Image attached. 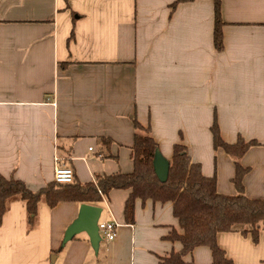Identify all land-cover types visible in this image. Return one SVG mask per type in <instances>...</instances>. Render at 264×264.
<instances>
[{
	"label": "crops",
	"instance_id": "1",
	"mask_svg": "<svg viewBox=\"0 0 264 264\" xmlns=\"http://www.w3.org/2000/svg\"><path fill=\"white\" fill-rule=\"evenodd\" d=\"M222 49L214 38V0H0V173L32 190L54 180L56 165L80 182L130 173L135 122L160 154L187 145L218 191L236 194L234 159L215 148L223 139L256 140L240 159L248 197L264 199V0H221ZM128 189L95 205L98 224L116 221L117 235L87 231L64 243L81 205L40 204L34 229L26 202H10L0 222V264H162L181 249L167 238L181 231L172 202L138 198L128 222ZM232 264H264L258 242L240 228L220 232ZM186 264H215L198 246Z\"/></svg>",
	"mask_w": 264,
	"mask_h": 264
},
{
	"label": "trees",
	"instance_id": "2",
	"mask_svg": "<svg viewBox=\"0 0 264 264\" xmlns=\"http://www.w3.org/2000/svg\"><path fill=\"white\" fill-rule=\"evenodd\" d=\"M214 3L215 44L217 49H222L221 0H214ZM212 133L215 148H223L234 159L236 172L232 181L237 189L236 194L220 193L217 177L203 174L201 164L192 160L184 143L174 145L173 155L168 160V179L162 182L154 168L156 156L160 152L159 145L149 130L136 121L132 146L134 169L130 173L98 174L94 181L87 182L77 181L75 177L71 183L54 179L37 190H32L21 179L0 173V222L10 202L15 199L26 202L27 225L31 230L36 226L42 202L52 208L61 201L96 204L113 189H128L130 194L125 203L128 222L134 221L138 198L173 203V213L182 230H172L167 238L180 242L182 247L164 257L162 264H186L184 256L198 246L210 247L215 264H232L218 244V233L240 228L243 234H250L254 242H258L264 230V199L247 196L244 177L250 168L240 162L247 150L258 142L246 140L242 136L235 143L225 141L216 120L212 125Z\"/></svg>",
	"mask_w": 264,
	"mask_h": 264
},
{
	"label": "water",
	"instance_id": "3",
	"mask_svg": "<svg viewBox=\"0 0 264 264\" xmlns=\"http://www.w3.org/2000/svg\"><path fill=\"white\" fill-rule=\"evenodd\" d=\"M154 168L158 178L162 182H165L169 175V163L168 160L162 157L160 152L156 156ZM101 212V206L83 203L81 205L80 218L67 231L64 243L70 240L76 233L85 230L90 235L92 242L97 245L100 240L98 220Z\"/></svg>",
	"mask_w": 264,
	"mask_h": 264
},
{
	"label": "built area",
	"instance_id": "4",
	"mask_svg": "<svg viewBox=\"0 0 264 264\" xmlns=\"http://www.w3.org/2000/svg\"><path fill=\"white\" fill-rule=\"evenodd\" d=\"M74 171L72 168L62 165H56L54 171V179L58 182L62 183H71L74 181ZM119 223L116 221L111 222H102L98 224L99 231L102 232L104 237L107 240L115 239L117 235V229L119 227Z\"/></svg>",
	"mask_w": 264,
	"mask_h": 264
},
{
	"label": "rangeland",
	"instance_id": "5",
	"mask_svg": "<svg viewBox=\"0 0 264 264\" xmlns=\"http://www.w3.org/2000/svg\"><path fill=\"white\" fill-rule=\"evenodd\" d=\"M101 237V236H100Z\"/></svg>",
	"mask_w": 264,
	"mask_h": 264
}]
</instances>
